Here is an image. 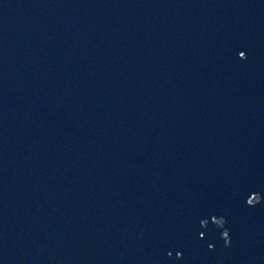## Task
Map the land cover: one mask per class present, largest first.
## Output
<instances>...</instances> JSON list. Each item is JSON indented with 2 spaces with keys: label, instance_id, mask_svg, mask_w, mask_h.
<instances>
[{
  "label": "water",
  "instance_id": "95a60500",
  "mask_svg": "<svg viewBox=\"0 0 264 264\" xmlns=\"http://www.w3.org/2000/svg\"><path fill=\"white\" fill-rule=\"evenodd\" d=\"M0 264H264V0H0Z\"/></svg>",
  "mask_w": 264,
  "mask_h": 264
}]
</instances>
